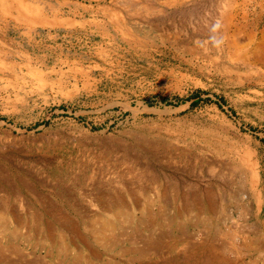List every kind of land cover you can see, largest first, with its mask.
Instances as JSON below:
<instances>
[{"label": "rangeland", "instance_id": "obj_1", "mask_svg": "<svg viewBox=\"0 0 264 264\" xmlns=\"http://www.w3.org/2000/svg\"><path fill=\"white\" fill-rule=\"evenodd\" d=\"M263 43L264 0H0L7 263L71 264L81 251L79 264H202L209 250L184 246L208 239L264 264L247 245L264 239ZM243 160L259 165L260 203ZM161 184L205 207L175 217L182 201L166 203ZM103 219L112 246L94 240ZM137 233H163L161 252L139 253Z\"/></svg>", "mask_w": 264, "mask_h": 264}, {"label": "bare ground", "instance_id": "obj_2", "mask_svg": "<svg viewBox=\"0 0 264 264\" xmlns=\"http://www.w3.org/2000/svg\"><path fill=\"white\" fill-rule=\"evenodd\" d=\"M262 56H264V43H263V46H262ZM260 58V57H259ZM246 63V62H245ZM250 64V63H249ZM247 155V154H246ZM245 155V156H246ZM248 156V155H247ZM243 157V156H242ZM252 157V156H251ZM245 158V157H244ZM249 158V156H248ZM247 159V158H246ZM254 160V159H253ZM214 161V160H213ZM213 161H211L210 163H212ZM218 161V160H217ZM241 162V161H240ZM258 162V161H257ZM206 163V162H205ZM209 163V162H208ZM239 163V162H237ZM136 164V163H135ZM134 165V164H133ZM239 165V164H238ZM245 165V166H244ZM138 166V165H137ZM222 166V165H221ZM242 166H244V168H247L248 172L249 173V177H250V180H251V185H252V190L255 195V198L257 200L258 203H260L261 201V197L260 195L257 193V190L256 187H257V184H258V180H259V170H258V166L259 165H256L255 161H244L242 162ZM133 168V166H131ZM139 167V166H138ZM213 167V166H212ZM211 167V169H213ZM137 169V168H136ZM236 169V168H235ZM134 170V169H133ZM132 171V170H131ZM138 171V170H137ZM140 171V170H139ZM147 171V170H145ZM211 171V170H210ZM224 171V170H223ZM236 171V170H235ZM130 172V171H129ZM213 172V171H212ZM225 172V171H224ZM143 173V172H142ZM156 173V172H155ZM167 173V172H166ZM211 173V172H210ZM218 173V172H217ZM144 175H147L149 176V181H154L155 183H161V182H158L160 179L158 178V175L157 174H154L151 172H148L147 174L146 173H143ZM216 174V173H214ZM142 175V174H141ZM171 175V174H170ZM221 175V174H220ZM219 175V176H220ZM232 175V174H231ZM244 175V174H243ZM144 177V176H143ZM174 177V176H173ZM222 177V176H221ZM147 179V178H146ZM168 179V178H167ZM176 179V178H175ZM168 181V180H167ZM177 181V180H176ZM188 181V180H187ZM170 182V181H169ZM194 182V181H193ZM25 184V183H24ZM227 184V183H226ZM178 185V184H177ZM197 185V184H195ZM194 185V186H195ZM159 186V185H158ZM186 186V185H185ZM157 186H155L156 188ZM187 187V186H186ZM185 187V188H186ZM183 188V187H181ZM240 188V187H239ZM158 189V188H156ZM169 187H166L164 186L163 184H161L160 186V189H158L159 191V196L162 197L164 199V201L166 203H169L170 201V198L172 196L171 199H173L174 203L178 200V198H180V200L182 201V203L179 205V206H176L175 207V217H178V215L182 214V213H194V212H198L200 210H202V208H204L205 206H201V199H200V195L197 194L196 192H193L191 195H187V193L185 192H181V191H178L176 194H173V193H170L169 192ZM194 190V189H193ZM192 190V191H193ZM172 191V190H171ZM171 194V195H170ZM210 196H211V192L208 193V198L206 200L207 202V209L209 210H218L217 209V206L215 204V202L210 199ZM187 197H189L190 200H187ZM241 197V195H240ZM240 199V198H239ZM150 204L152 203L151 201H149ZM240 203V202H239ZM262 203V202H261ZM119 205V204H118ZM163 205V204H162ZM245 205V204H244ZM243 208L246 210V207ZM257 205V204H256ZM30 206V205H29ZM121 209V208H120ZM169 209V208H168ZM119 210L116 208V211ZM259 210V209H257ZM144 213V217L145 219L148 220V230H150V226L151 225H154V222H155V219H156V215L154 214V212L151 210V207L150 206H147L145 211L143 212ZM2 215V214H1ZM115 217L119 218L120 220H122L123 216H124V213L122 211L120 212H116L115 214ZM166 210H165V207L164 206H161V209L159 211V217L160 218H164L166 221L165 225L164 226H167L169 224V222L171 223V220H167L166 217ZM3 216V215H2ZM122 217V218H121ZM199 216H194L192 218V224L196 225L199 223ZM203 218V217H202ZM144 219V218H142ZM1 218H0V233L1 234H4L7 230H6V227L4 224L1 223ZM105 220V221H104ZM207 220V219H206ZM4 222V221H3ZM204 221H203V225H204ZM249 224V223H248ZM211 227V225H209ZM174 227V226H173ZM180 227V226H179ZM113 228L112 226V222L110 220H106V219H103L101 224L98 225L97 229H95L94 233H95V237H94V240L97 242V243H101L102 245H109V246H112L113 242L111 240L108 241V238L106 237V231L107 230H111ZM240 229V228H239ZM97 230V231H96ZM140 230V229H139ZM138 232V231H137ZM8 235H7V245H13L12 243H14V239L16 238V230H12V231H8ZM150 233V232H149ZM203 233V232H202ZM237 233V232H236ZM52 234V232L49 233V236ZM154 234V233H153ZM216 235V234H215ZM235 235V234H234ZM240 235V233H239ZM235 236H238L237 234ZM234 237V236H233ZM86 238V237H85ZM133 238V237H132ZM136 238V237H135ZM169 238V237H168ZM202 239V238H201ZM200 240V239H199ZM198 240V241H199ZM208 239H204L203 241H200L198 243L194 242V241H189L187 245L184 246V252L185 253H191L193 252L194 250L196 251L197 249H199L200 247L202 248H207V250H209V254L208 255H204L202 256V259H200V261H202V264H238V259L240 257V250L237 248V247H234L236 250L234 251L237 255H235V258L231 259L227 256V252H228V249L226 246H220L219 243H216L215 241H207ZM133 241V240H132ZM136 242H143V246L142 248L143 249H137L139 253H147L149 251H153V252H156L157 254H159L161 252V247L164 246L165 244V237H164V234L163 233H160L156 236H153L152 234L149 235V237H146L144 238L143 234L142 233H137V238L134 240ZM196 241V240H195ZM237 241V240H236ZM60 242H61V250H64L66 249V243L63 241V239L61 238L60 239ZM222 244V243H221ZM244 244V243H243ZM246 244V243H245ZM253 245H248L249 248H254V250L256 251H259L260 249H264V239L261 238L260 236L255 239H253ZM233 245V244H232ZM236 245V244H235ZM228 246H231L230 244ZM234 246V245H233ZM13 247H15L13 245ZM88 247V245H87ZM68 248V247H67ZM231 248V247H230ZM233 248V249H234ZM232 249V250H233ZM99 250V249H98ZM6 248L4 246L3 243L0 242V263L1 262H6L5 264H13V263H7V262H10V259L7 258L6 256ZM194 251V252H195ZM232 252V251H231ZM230 252H228L229 254ZM191 255V254H190ZM99 256V255H98ZM141 256V255H140ZM83 257H85V254L82 253L81 251H76V254H74V256L71 257V260H70V263L71 264H79V262L83 259ZM19 258L20 260L22 259V256L19 255ZM66 258V257H65ZM99 259V258H98ZM188 259V258H187ZM193 259V258H192ZM91 260V259H90ZM197 258H194L193 261H196L195 264H201L200 262H198ZM242 260V259H241ZM244 260V259H243ZM21 262H24V261H21ZM36 262V261H34ZM245 262V261H243ZM27 263V262H26ZM88 264H93L91 263V261H87ZM258 262H256V259H254L253 261H250L249 264H257ZM21 264V263H20ZM24 264V263H23ZM27 264H30V263H27ZM96 264V263H95ZM105 264H109V263H105ZM152 264V263H151ZM245 264V263H244Z\"/></svg>", "mask_w": 264, "mask_h": 264}]
</instances>
